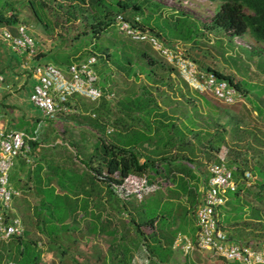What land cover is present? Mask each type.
I'll list each match as a JSON object with an SVG mask.
<instances>
[{
	"label": "trees",
	"instance_id": "1",
	"mask_svg": "<svg viewBox=\"0 0 264 264\" xmlns=\"http://www.w3.org/2000/svg\"><path fill=\"white\" fill-rule=\"evenodd\" d=\"M209 1L218 5L210 25L196 21L188 12L174 11L170 16L172 24L169 28V39L163 38L161 31L156 26H146V18H143L146 5H154L156 12L159 4L149 2L146 4L145 1L132 4L120 2V11L127 12V14L120 12L113 14V9H107L103 20L96 22L91 33L94 38H97L105 28L114 24L115 15L120 13L132 24L148 29L169 47H175L178 44L186 45L185 55L192 59L199 69L214 72L218 79L226 80L239 92V97H243L246 91L253 90V84L258 83L249 82L250 88H244L239 75L235 76L233 71L227 70L220 58L201 45V39L204 37L203 28H209L215 34H227L229 37L249 35L257 43L263 45L264 50V0ZM17 24L18 13L14 6L9 5V7L5 6L0 9L1 26H6L11 30ZM129 41L136 42L130 39ZM220 43L219 41L218 44ZM0 44L4 46L3 42ZM92 47L94 51L84 50L81 54L76 55L77 51L71 57L65 56L63 62L67 63H63L65 66L61 64L62 68L92 55L97 59L96 64L103 60L105 64L109 62L121 66V62L112 53L97 51V46L94 43ZM242 48L243 51L251 55L252 51ZM224 51L225 49L222 48L221 52L224 53ZM14 53H10L11 58ZM146 55L150 54L142 52L140 56L147 65L146 67H151L149 69L154 70L153 67L157 66V62L153 60V57L148 59ZM31 62L32 64L38 63L35 58H32ZM130 62L131 60H128L126 63L130 64ZM262 62L264 69V57ZM236 68L238 72L239 69L242 71V68ZM1 72L2 70H0ZM105 74L106 72H104ZM154 74H156L155 71L149 76V80L156 83L157 81L152 79ZM4 79L6 78L4 77ZM154 87L155 85H142V90L136 89L132 94L139 93L134 99L129 101L124 99L119 102L129 104V107L133 105L138 108L139 104L143 103L140 106L144 107L143 139L135 137L136 139L132 141L118 139L115 141V139L108 140L104 136H94L97 140L95 144L99 145L103 156L94 168L88 165L92 159H86L87 162H84L92 170L94 178L93 181L85 183L89 187H87L88 191H85L84 206L96 209V213L93 212L92 215L93 217L97 215V221L94 220L96 218L88 215L80 224L74 218L72 222L68 221L72 214H69L68 208L65 207L51 186L50 176L53 173L51 164H48L47 171L49 173L44 172L45 176L46 174L49 176L43 177L44 181L41 180V183H38L37 179L31 175L35 170L42 172L44 166L42 163L34 167L31 164L32 166L28 167L29 155L31 157L36 155L38 147L42 143L36 135H31L33 139L29 140L30 152L27 157H17L16 159L20 158L18 171L12 174L10 172V183L15 189L18 188L20 195L13 200L14 211L7 212L8 216L17 214L21 218L24 232L0 242V257L7 258L4 264H7L8 261H14L16 264H48L42 260L44 252H52L60 264H199L190 258L191 255H185L178 248H174L173 244L178 234L188 235L192 238L195 236L197 229L195 212L204 187L199 193L195 187H192L189 183L190 178L198 179L199 174L192 173L186 163L196 160L197 147L195 144H203V139L207 140L210 150L217 152L215 161L212 163L224 162L233 168L232 173L237 181L236 189L226 193L227 200L218 208L219 223L227 231L228 236L235 241L254 247H259L264 242V148H257L250 142L244 143L248 148L238 149L237 145L231 147L226 142L227 130L225 126H222L220 131L210 134L201 128L194 130L196 125L194 120L187 119L193 128L185 123H175L173 120L176 118L169 113V109L164 108L155 100ZM205 94L202 93V95ZM72 99L66 104L73 109ZM192 99L189 98L187 101H192ZM100 100L95 102L98 103ZM238 102L241 101L236 98L233 103H223L235 105ZM205 103H209V101ZM259 106H255L258 111ZM260 109L262 108L260 107ZM92 111V117L85 118L89 119L90 125L98 127L100 133L101 130L106 131L109 126L114 132L119 125L124 127L122 123L126 124L127 120H130V118L124 119L122 115L116 116L113 120L104 117L101 119L102 113L99 109ZM258 115L264 121L263 109ZM229 123L234 124L230 131L240 129L238 120L234 117H230ZM164 130L169 136L166 141L163 135ZM261 131L263 133L258 134L252 129H245L246 133L253 135L254 140L264 145V131L262 129ZM188 133H191L197 141L186 139ZM177 135H179V140H175ZM172 145H178L181 151L173 150V147L170 148ZM142 146H144V159L141 157V153H138V147ZM248 149L251 151L249 152ZM24 166L26 178L21 180L19 171ZM246 172H249L251 177L247 178ZM206 173L203 179L204 184L209 170ZM31 177H33L34 183L31 181ZM140 177L144 178V187L137 186L136 182L142 180ZM166 181L177 187L172 196L162 198L156 193H148L150 190L155 191ZM99 182L104 188L99 185ZM118 189L123 196L118 194ZM142 190L147 192L146 197L139 200L135 194H141ZM180 193L189 196L192 207L188 208L186 205L180 204L179 201L172 206L163 205L166 201L174 203L169 198H179ZM131 196L138 199L139 204ZM103 211L105 215H103ZM176 254H182L183 260L176 258ZM218 258L220 261L215 264H240L222 257Z\"/></svg>",
	"mask_w": 264,
	"mask_h": 264
},
{
	"label": "rangeland",
	"instance_id": "2",
	"mask_svg": "<svg viewBox=\"0 0 264 264\" xmlns=\"http://www.w3.org/2000/svg\"><path fill=\"white\" fill-rule=\"evenodd\" d=\"M144 1L146 4L147 2L159 4L158 11L156 12L154 11V5H146L143 18H146V26H156L161 31L163 38L169 37V28L172 24V18L170 16L173 15L172 13L174 11L188 12L196 21L210 25L211 18L218 6L217 3L209 0H0V9L5 6L9 7V5L14 6L18 13V23L26 26L29 36L36 43L35 50L37 57H33L36 62H50L62 67L61 64L67 63L66 61L63 62L65 56L71 57L77 51L76 55L81 54L84 50L94 51L92 47L94 43L97 46V51L112 53L116 59L118 58L122 62L121 64L125 65L128 60H131L128 66L131 65L132 67L128 69V72H140V69H142L144 75L140 73L141 75L139 74V77L144 82V85L153 83L152 80H149V76L155 71L156 74L152 75V79L157 81L155 83L157 85L156 88H153V95H157L156 100L159 101L161 106L169 109V113L176 118L173 120L175 123L189 125L190 123L187 119L189 121L194 120L196 124L194 130L201 128V130L204 129L210 134L215 131H220L223 128L222 126H225L227 130L225 135L226 142L231 147L237 145L238 149L248 148L244 143L250 142L257 148H264V145L254 140L253 135L245 132V129H252L253 132L258 134L263 133L261 129L264 131V121L258 115L262 109L264 110L263 45L257 43L249 35L229 37L227 34H215L209 28H203L204 37L201 39V45L220 58L221 63L225 65L227 70L233 71L235 76L239 75L238 77L242 81L244 88H250L251 85L249 82L258 83L252 85L253 90H248L243 97H239V101L241 102L235 105L225 104L221 100L214 98L211 93L206 92L205 95H202L199 91L186 85L179 76L176 68L173 65L171 67V64L169 65L165 58L147 42L133 43L135 47H138V52L140 53L138 55L134 51V48H132L134 46L131 44V41L119 33L115 24H111L105 28L97 38L93 37L91 33L92 27L97 21L103 20L107 9H113V14L117 12L127 14V12L120 11V2L132 4L134 2L142 3ZM11 32L14 35L17 34L16 26L11 28ZM219 41L221 42L220 44H218ZM178 47L183 51L187 48L183 44H178ZM242 47L252 51L251 55L243 51ZM222 48L225 49L224 53L221 52ZM11 52L14 51L10 47L8 48L7 45L3 46L0 44V70H2L1 73L3 75H6V79L0 84V122L5 123L7 127L22 129L29 134L35 133L41 140L40 142L42 144L38 147L37 154L33 157L29 155L30 159L27 161V164L28 167L32 165L34 167L42 163L44 166L42 172L35 170L31 175L37 179L38 183H41L43 177L49 176L48 174L45 176L44 172L48 170V164H51L53 170L50 176L52 179L51 186L55 189L56 194L59 195L65 207L68 208L69 214H72L68 221L72 222L74 218L78 224L83 223L86 215L93 217L92 213H96V209L92 205V209L84 206L85 191H88L87 187H89L85 183L94 180L92 176L93 172L89 167H96L103 156L101 148L95 144L97 143L95 137L90 136L87 132L80 131V124L89 123V119L85 117L91 116L93 113L90 106L94 103L83 96L75 95L73 98L79 99L82 103L89 106L83 109V111L89 114L83 115L77 111L69 114L60 113L55 119H47L40 115L39 122L27 120V115L29 117L33 115L30 113V109L28 110L27 108H31L33 111L35 110L30 107L31 105L28 101L33 86V78L28 76V70H24L21 67V64L26 59V54L14 53L11 58ZM142 52L150 54L146 55V57L148 56V59L153 57V60L157 62V66L153 67L154 70L149 69L151 67H146L147 65L143 62L142 56H140ZM45 53L48 54L44 55ZM112 59L114 60L113 57ZM161 63H163L161 65L163 67L159 65ZM139 65H143L144 67ZM236 67L242 68V71L239 69L238 72ZM96 69L98 76L103 77L104 72H110L112 70V66L109 62L105 64V61L100 60L96 64ZM132 80L128 81V83ZM114 85L121 86V79H117ZM134 86L142 90L141 84H135ZM138 94L127 96L126 101L134 99ZM117 97L118 95L114 98V102L117 101L115 100ZM189 98H193L192 101H187ZM204 101H209V103H205ZM142 104L139 105L141 106ZM128 105L121 102L115 107L114 112L117 115H122L124 119L130 118V120L128 119L129 121L127 120L126 124L124 122L122 123L124 127L119 125L113 133L105 134L108 140L132 141L136 139L135 137H139L140 140L144 138V107L139 106L138 108L133 105L129 107ZM255 106H259V111ZM72 107L75 108L76 105H72ZM4 109L12 110L15 115H18L20 122L13 125V121L10 120L7 124L6 120L8 117ZM21 110L26 114L23 118L20 117ZM76 110H79L78 107H76ZM136 114L137 116H135ZM231 116L238 120L240 129L230 131L231 126L234 125L233 123H229ZM62 121H68L69 123H62ZM73 121L75 125L70 123ZM189 127L193 128V125H189ZM163 135L165 141L169 139L166 131L163 132ZM187 135L185 137L186 139L189 138L195 142L197 141L191 133ZM178 136H176L175 140H179ZM79 137L84 140H82V143L85 146L82 149L80 148L82 145L77 143ZM195 145L197 147L196 160L194 162L188 161L186 166L192 173L199 174L198 179L193 180L190 178L189 182L199 193L204 187L203 179L207 174L206 171L209 170V165L215 161L217 152L208 148L206 139H203V144L196 143ZM87 146H91V148L88 149ZM171 147L175 151H181L178 145H172ZM138 150V153H141V157L144 159V146L138 147ZM248 150L249 152L251 151V149ZM62 151H65V153L60 154ZM86 159H92L91 163L88 164L89 167L84 163L87 162ZM18 168L19 162L16 165V169ZM12 170L13 167L11 174L12 172H16ZM32 178L31 181L34 183ZM141 179V182H136L137 186L144 187V178ZM99 185L104 188L101 182H99ZM175 188L177 187L172 186L171 183L166 181V183H162V186L155 191L150 190L148 193H156L158 196L161 195L162 198H167L173 195ZM143 191L141 194H135V197L139 200L144 199L147 192ZM118 192L120 195L121 192L119 189ZM180 194L179 198H169L174 203L166 201L163 205L168 207V205L172 206L179 201L180 204L186 205L188 208L192 207L189 196L184 193ZM101 195L104 197L103 192H101ZM121 195L123 196V194ZM135 197L131 196V198L136 199ZM138 199L136 200L139 204ZM91 210L93 211L91 212ZM103 215H105L104 211ZM93 218H96L94 219L95 221L98 220L97 215ZM1 241L6 240L0 239ZM176 255V258L183 260L184 257L182 254ZM190 258L201 264H215L220 261L218 257L213 256L208 251L193 252ZM6 259V257H0V264H4ZM42 260L48 264H60L58 258L54 257L52 252H44L42 254Z\"/></svg>",
	"mask_w": 264,
	"mask_h": 264
},
{
	"label": "built area",
	"instance_id": "3",
	"mask_svg": "<svg viewBox=\"0 0 264 264\" xmlns=\"http://www.w3.org/2000/svg\"><path fill=\"white\" fill-rule=\"evenodd\" d=\"M138 19V18H136ZM114 24L120 34L136 42H147L165 60L173 65L182 80L192 89L200 93H211L214 98L225 103H233L239 92L226 80H220L214 72L199 69L178 46L169 47L148 29L132 24L126 17L118 13ZM14 35L6 26L0 25V41L15 53H25L26 59L21 67L28 70L34 80L29 101L44 118L55 119L58 114H68L74 110L66 103L73 96L80 95L95 102L104 94L98 85L99 76L96 71L94 55L84 60L73 62L65 68L53 63L32 64L35 56V42L29 36L24 24L16 25ZM4 80L0 73V84ZM33 137L20 130H3L0 128V239L8 240L13 235H21L24 227L21 218L8 211H14L13 200L20 195L10 183V172L17 157H27L30 152L29 140ZM233 168L224 162L211 163L209 175L205 180L201 199L196 207V232L194 238L181 235L175 238L173 247L183 254L191 255L196 251H208L215 257H222L240 264H264V242L259 247L235 241L219 223L218 208L227 200L226 193L237 187L233 176ZM247 178L251 177L246 172ZM7 264H16L8 261Z\"/></svg>",
	"mask_w": 264,
	"mask_h": 264
},
{
	"label": "crops",
	"instance_id": "4",
	"mask_svg": "<svg viewBox=\"0 0 264 264\" xmlns=\"http://www.w3.org/2000/svg\"><path fill=\"white\" fill-rule=\"evenodd\" d=\"M126 39H127V37H126ZM133 43L134 42H131V44H133ZM4 45L6 46V44H4ZM133 46L134 47H132V48H134V51H136L137 54L139 55L140 53L138 52V47H135L134 44H133ZM110 64L112 66V70L110 72H106V74L103 77H99V81H98V85L101 88L104 96L101 98V100L98 103L97 102H93L94 104L92 106H90V107H92L93 109H99V111L102 113L101 119L104 117L105 119H112L113 120V119H115L116 116H118L114 111H115L116 105L120 102V100L126 99L127 96L132 95L135 92V90L137 89L134 86L135 84H142V85H144L143 84L144 82H142L141 81V78L139 77V74L140 73L144 75V71H142V69H140V72H136V71L135 72H132V71H129L128 72V69H130L132 67L131 65L128 66V64H125V65L124 64H121V66H116L113 63H110ZM9 65H11V64L9 63ZM139 66L144 67L143 65H139ZM116 75H118V76H116ZM4 77L6 78V76H4ZM117 79H121V83H122L121 86H119V85L115 86L114 85V82L116 83L117 82ZM131 79H133L132 80L133 82L131 81L130 83H128V81H130ZM33 82H34V80H33ZM133 83H135V84H133ZM142 85H141V87H142ZM148 85H153V86L155 85V87H156L157 84L151 83V84H148ZM116 95H118L117 99H115L117 101L114 102L113 100L116 97ZM156 99H157V95H155V100ZM28 101H29V97H28ZM156 101L159 103L158 100H156ZM29 103L31 105L30 107H32L33 109H35L33 111L31 108H27L28 110L30 109V111H31L30 113L33 114L32 117H29V115L26 116V114H24V111L23 110H21L22 113H21V116L20 117L23 118V116H26L27 120H30L32 122H34V121L39 122L40 121V115H41V113L39 112V110L35 106H33L31 104L30 101H29ZM71 104L72 105H76V107H78V109H79V110H76V107L73 108L74 109V112L79 111L83 115L89 114L88 112L83 111V109L85 107L87 108L89 106H87L86 104L82 103L81 100L76 99V98H73L71 100ZM97 105H100V106H97ZM4 110H5V112L7 114V117H8V119L6 120L7 124L10 122V120L13 121V123H14L13 125L18 124L20 122V120L18 119V115H15L14 112H12V110H10V111L9 110H6V109H4ZM70 113H72V112H70ZM37 115H39V116H37ZM62 123H69V122L68 121H64V122L62 121ZM70 123H72L73 125H75V122L74 121L73 122H70ZM80 126H81V130L80 131L87 132L92 137H94L95 135H99V136L106 137L105 134H110V133L113 132L111 126H109L106 129V131H102L101 130V133H100V129L98 127H94L93 125H90V123H83V124H80ZM0 128L3 129V130H20V131L26 133L29 136L35 135L34 133L33 134H29L28 132H26V131H24L22 129H17L15 127H7L5 125V123H3V122H0ZM82 140L83 139L81 137H79L77 139V141H78L77 143H79L80 145H82V147H80V148H83L85 146L82 143ZM41 144L42 143H40V145ZM91 146H87L88 149H90ZM64 153H65V151H62L61 152V154H64ZM18 162H20V158H18V159L15 160V164L13 166V170L12 171H14V170L15 171H18V169H16V165H17ZM19 177L21 178V180H24L26 178L25 166L19 171ZM195 262H197V261H195ZM199 264H201V263H199Z\"/></svg>",
	"mask_w": 264,
	"mask_h": 264
},
{
	"label": "clouds",
	"instance_id": "5",
	"mask_svg": "<svg viewBox=\"0 0 264 264\" xmlns=\"http://www.w3.org/2000/svg\"><path fill=\"white\" fill-rule=\"evenodd\" d=\"M236 37H238V36H236Z\"/></svg>",
	"mask_w": 264,
	"mask_h": 264
}]
</instances>
